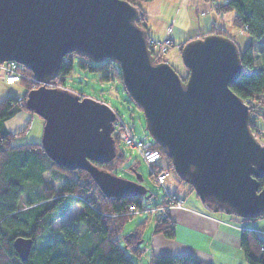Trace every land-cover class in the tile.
Here are the masks:
<instances>
[{"label":"water","instance_id":"water-1","mask_svg":"<svg viewBox=\"0 0 264 264\" xmlns=\"http://www.w3.org/2000/svg\"><path fill=\"white\" fill-rule=\"evenodd\" d=\"M138 20V10L125 0H0V64L15 62L40 84L27 92L24 105L43 120L41 148L58 167L88 173L107 198L151 197L139 180L95 165L115 156L114 111L46 86L67 54L109 60L119 67L152 141L201 203L242 219L264 216V145L251 132L249 107L229 88L243 72L236 43L218 34L187 40L180 50L183 80L168 63L154 62ZM32 244L30 238L13 240L21 261Z\"/></svg>","mask_w":264,"mask_h":264},{"label":"trees","instance_id":"trees-1","mask_svg":"<svg viewBox=\"0 0 264 264\" xmlns=\"http://www.w3.org/2000/svg\"><path fill=\"white\" fill-rule=\"evenodd\" d=\"M125 1L136 7L139 14L137 25L147 31V16L142 4L154 0ZM204 1L212 5L216 14L232 13V26L250 37L252 44L240 50L242 75L235 83L229 84V88L241 100H251L250 115L260 116L264 120V44L255 48V43L264 37V0ZM206 34L228 36L225 28H219L214 23L209 31L197 37ZM186 41L180 44L179 52ZM75 55L67 54L63 57L58 77L50 82L54 87L66 89L63 78L72 71ZM152 55L154 62H165L163 56L154 53ZM89 60H79L77 65L90 72L98 71L101 73V80L111 77L107 74L108 70L112 69L111 61L105 60L96 66ZM21 71L24 77L17 82L25 88L24 95L20 99L9 96L0 102V264H136L133 259L140 258L145 253V248L140 244L144 242L146 222L137 224L127 234H124L123 230L132 218V215L128 214L129 206L141 209L144 196L107 198L88 173L58 167L48 158L39 143L12 145L16 137L25 133L30 122L16 133L9 131L5 123L22 111L35 115L25 108L24 102L27 92L40 85L33 79L29 70L22 68ZM179 75L185 80L187 71L184 75ZM117 77L123 86L118 72ZM72 92L81 98L84 97ZM100 102L108 104L106 101ZM114 113L117 114L115 111ZM254 123L255 120H252L251 128ZM112 136L116 145L114 158L106 164L95 165L116 175V170L125 161V156L116 140V132ZM151 142L154 148L159 150L161 157L148 165L149 177L154 178L155 172L160 170H169L171 173L173 169L170 158L163 148ZM262 186L264 181H260V187ZM188 187L190 192L194 193L193 189ZM87 195L89 196L85 197ZM167 197L165 194L161 204ZM73 205L81 207V212L74 221L79 222L83 228L78 229L73 224L61 223L54 229V225ZM202 205L207 212L213 213L212 205ZM218 213L224 214L222 210ZM45 233L50 234V237L44 242ZM151 235L174 239V223L169 217L154 219ZM17 237L30 238L33 241L28 260L25 262L19 259L12 247V242ZM37 239H40V243L35 247ZM240 247L247 264H264V240L256 233L243 230L240 235ZM148 264L212 263L201 261L190 254H150Z\"/></svg>","mask_w":264,"mask_h":264},{"label":"rangeland","instance_id":"rangeland-1","mask_svg":"<svg viewBox=\"0 0 264 264\" xmlns=\"http://www.w3.org/2000/svg\"><path fill=\"white\" fill-rule=\"evenodd\" d=\"M192 1V0H191ZM177 2V0H162V16H163V22H165L164 26V36L161 38H156L153 36H150L151 39L156 41H163L164 37L170 38V44L167 46H164V50H160L158 48L157 55L163 56L165 59V62L168 63L172 68L177 71L179 74L184 75L185 74V68L183 66L180 52H179V46L180 44L174 43L172 39V33L173 29L177 28V25L175 22H172V26L170 25V18L169 17L172 13V6ZM204 10H198L197 11V18H199L200 22L204 24V22L208 25L205 32L209 31L212 22L210 20V16L212 14V19L214 21H218V23L225 28V33L236 43L239 51L244 50L247 45L252 44V41L248 35L243 33V31H240L238 29H235L231 22H232V13H228L225 15H220L213 12L212 5L209 2L204 1ZM182 14H184V18L181 19V17L178 19L177 23H181V25L186 23L189 18L191 19L190 22L193 20L192 18L195 17V9L189 8L186 13L185 9H181ZM217 15V17H216ZM214 16V17H213ZM153 23V22H152ZM195 26H197V23L194 21ZM158 24V23H157ZM159 29H163V26L161 24H158ZM209 27V28H208ZM222 28V29H223ZM160 30V31H161ZM190 39V38H189ZM264 44V37L260 42L255 43V48L261 46ZM164 51V52H163ZM86 58V57H85ZM83 56H80L79 54L74 56L73 60V67L72 71L69 75L65 76L63 78V84L64 87L68 90L77 92L84 97L91 98L97 101H106L110 108L113 109L119 116L122 117V120L128 124V127L132 130L134 135L138 138H145V140L152 141L151 137L149 136L146 128H145V119L143 116V113L141 109L132 101V99L128 96L125 89H123V86L117 79V72L119 73V67L112 63L110 64V67L112 69L108 70L107 74H109L111 77L108 78V80H101L100 76L101 73L98 71H88L87 69H81L77 65L79 60H87ZM90 61V60H89ZM107 62V61H106ZM96 66L100 65V62H94ZM112 65H115L117 68L113 67ZM5 76L3 74L2 69H0V102L11 96V94H8L7 91L13 92V91H26L25 88L19 84L18 82L11 83H5ZM10 86V87H8ZM32 116V122L31 119L27 120L26 124L27 126L28 122H30L29 127L26 129L25 133L21 136L16 137V139L13 140L12 145H21V144H27V143H40L41 135H42V129H43V120L39 118L36 115ZM264 120L262 118L256 119L255 122L259 125ZM10 122V121H9ZM264 125V122H263ZM9 131L16 133L22 129H24L23 126H19V128H14L15 122L12 121L7 124ZM23 127V128H22ZM7 128V127H6ZM258 137V136H257ZM259 139L260 136L258 137ZM264 140V139H263ZM120 149L122 150L125 161L122 165H120L116 170V176L120 177L122 179L128 180V181H136L139 180L140 184L147 190V195L152 194L150 198L143 197L142 199V208H152L153 206H157L161 204L162 199L164 198L165 194L178 196L177 198L182 199L185 198V202L182 201V204L180 207H173L171 209H180L184 210L185 207H191V209H199L202 211H205L201 201L195 196L194 193H191L189 190L188 185H186L184 182L180 180V178L175 174V172L172 170L170 174V178L165 181L163 184H158L155 181V174L154 178L149 177L150 168L146 164V162L143 160L142 156L137 152L133 151L130 148H127L125 146L120 145ZM133 166V168H132ZM89 195L85 196L88 197ZM92 196V195H91ZM165 203V202H164ZM162 203L161 205H164ZM78 207L74 206L71 208V210L63 216V218L56 223L54 226V229H56L57 225L61 223H69L73 224L78 229H82V225L79 222H75V215L78 212ZM170 212V211H169ZM168 212V217H169ZM227 218L234 219L238 221V224H248L249 222L240 221L241 219L235 217L234 215H226L222 213H215ZM214 214V215H215ZM158 217H154V215L150 216L148 212L142 213H134L132 214V218L125 224L123 233L127 234L129 233L137 224L146 222L145 231L143 234V240L140 245L145 248V253L140 258H134V262L136 264H148V259L150 256V251H147L149 249L148 245L149 238L152 232L153 228V220ZM63 221V222H62ZM264 233V232H262ZM50 234H44L43 239L44 242L50 237L48 236ZM47 236V237H46ZM179 237H183V235H180ZM188 240L187 238H185ZM40 243V239H37L34 243V246L36 247Z\"/></svg>","mask_w":264,"mask_h":264},{"label":"crops","instance_id":"crops-1","mask_svg":"<svg viewBox=\"0 0 264 264\" xmlns=\"http://www.w3.org/2000/svg\"><path fill=\"white\" fill-rule=\"evenodd\" d=\"M162 6V0H154L142 4V9L147 16L146 26L148 36L156 38L164 36L166 29L164 30L165 22H163ZM204 7V0H177L171 8L172 13L169 16L171 17L170 25L172 26V22H175L177 25V28L173 29L172 33L174 43L182 44L189 38L206 33L205 30L208 25L205 22L202 24L199 18H197V11H203ZM182 8L185 9V13L189 8H194L195 17L192 18L193 20L191 22L189 18L185 24L183 23L181 25V23L177 22L180 17L181 19L184 18V14L181 11ZM212 13L215 12L213 11ZM210 20L212 21L210 22L211 24L214 23L217 27L223 28L217 20L214 21L212 19V14ZM194 21L197 23V26H195ZM157 23L163 26L162 30L159 29ZM7 92L18 99L25 93L24 91ZM30 119L32 122V116L28 112L22 111L8 120L5 125L10 130L7 124L14 121V128H19V126L21 128ZM182 199L185 202V198L182 197ZM74 206H77L79 210L75 215L76 217L81 212V207L79 205H73L71 208ZM185 208L184 210L171 209L169 212V218L174 223L175 228L174 239H166L161 235H150V244L146 248L149 250L147 251H150L155 256L190 254L201 261L212 264H247L240 247L241 232L243 230L253 231L264 240V233H262L264 232V216L256 219H246L245 221L249 222L248 224H238V221L234 219L209 213L206 210H193L188 206ZM180 235H183V237H179Z\"/></svg>","mask_w":264,"mask_h":264},{"label":"built area","instance_id":"built-area-1","mask_svg":"<svg viewBox=\"0 0 264 264\" xmlns=\"http://www.w3.org/2000/svg\"><path fill=\"white\" fill-rule=\"evenodd\" d=\"M170 44V38L164 37L163 41H156L148 38V48L151 51V53L157 54L158 48L160 50H164V46H167ZM164 45V46H161ZM164 52V51H163ZM23 67L15 62H4L0 64V69H2L3 74L5 76V82L6 83H14L19 81L22 77H24V73L21 71ZM48 87H54L51 83L46 84ZM248 107L251 103V100H244L243 101ZM108 105V104H107ZM109 106V105H108ZM252 120L259 119V116L253 115L251 116ZM251 120V121H252ZM264 122V121H263ZM263 122L261 125H258L256 123L253 124L252 128L250 127L253 135L256 137L257 141L264 145V125ZM251 124V123H250ZM116 132V140L120 143V145L125 146L127 148H130L133 151H137L143 158V160L146 162L147 165H151L157 160L160 159L161 154L158 149L154 148L153 144L149 140H145V138L138 139L130 127H128V124H126L122 117L116 114V120L114 122V133ZM260 136L261 139L258 137ZM170 171L169 170H160L155 172V181L158 184H163L165 181H167L170 178ZM167 198L165 199L164 205H157L153 206L152 208H146L144 207L141 209L136 208L135 206H129L128 208V214L132 215L134 213H142L148 212V214L151 216L154 215V217H162L166 218L168 217V212L173 207H180L182 204L181 199L177 198L176 195H169L167 193Z\"/></svg>","mask_w":264,"mask_h":264},{"label":"clouds","instance_id":"clouds-1","mask_svg":"<svg viewBox=\"0 0 264 264\" xmlns=\"http://www.w3.org/2000/svg\"><path fill=\"white\" fill-rule=\"evenodd\" d=\"M150 36H148V38H149ZM230 38V37H229ZM110 107V106H109ZM251 116V115H250ZM252 132V131H251ZM173 195V194H172Z\"/></svg>","mask_w":264,"mask_h":264}]
</instances>
